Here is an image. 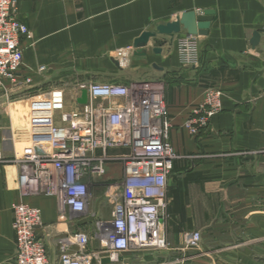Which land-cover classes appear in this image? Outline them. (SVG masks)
<instances>
[{"label": "crops", "instance_id": "crops-1", "mask_svg": "<svg viewBox=\"0 0 264 264\" xmlns=\"http://www.w3.org/2000/svg\"><path fill=\"white\" fill-rule=\"evenodd\" d=\"M15 1L19 19L33 33L21 41L20 75L37 78L39 92L48 84L44 72L52 78L69 76L73 70L109 77L107 84L155 81L164 85L169 140L178 154L168 180L167 238L180 246L185 231L202 234L200 248L186 254L184 264H264V0ZM192 10L215 11L208 35L196 36L199 66H183L179 61L178 41L188 36L185 32L163 46L161 54L152 51L156 44L151 41L147 56L135 55L134 41L143 32ZM256 31L261 39L253 49ZM41 66L44 72H39ZM126 67L138 75L127 82L114 81ZM212 89L221 92V111L192 136L184 124ZM2 93L0 141L8 158L18 150L11 110L21 101H7L9 97ZM106 168L101 181L123 178L122 163H109ZM19 179L17 164H0V264H16L13 207L20 202L41 209L43 226L37 234L55 264L59 239L77 221L70 220L72 214L65 223L60 220L54 197L23 195ZM98 203L93 211L103 213V201ZM92 247H98L96 242ZM181 256L171 253L159 261ZM150 261L151 256L127 255L118 264ZM103 264L110 263L104 259Z\"/></svg>", "mask_w": 264, "mask_h": 264}, {"label": "built area", "instance_id": "built-area-1", "mask_svg": "<svg viewBox=\"0 0 264 264\" xmlns=\"http://www.w3.org/2000/svg\"><path fill=\"white\" fill-rule=\"evenodd\" d=\"M30 34L18 17L17 2L0 0V91L19 86L21 41ZM178 56L183 66H199L198 38L179 39ZM45 69L40 67L41 72ZM83 89L88 91L85 105L78 103ZM67 98L63 88L31 98L29 140L13 156H5L0 141V164L12 160L19 166L22 194L54 197L60 220L65 223L72 214L70 220L77 221L59 239L55 264H103L104 259L118 264L127 255L151 256L148 264H184L186 254L200 248L202 234L185 231L180 246L167 238L168 180L178 154L169 140L164 85L90 83L76 90L70 106ZM221 106V92L210 90L184 127L197 136ZM111 150L127 153L111 154ZM109 163L123 164L120 182L101 181ZM97 185L105 187L102 199L109 207L108 216L90 209L91 189ZM12 226L16 264H51L47 245L37 234L43 226L40 208L15 204ZM94 242L97 248L92 247ZM171 253L182 256L159 261Z\"/></svg>", "mask_w": 264, "mask_h": 264}, {"label": "rangeland", "instance_id": "rangeland-1", "mask_svg": "<svg viewBox=\"0 0 264 264\" xmlns=\"http://www.w3.org/2000/svg\"><path fill=\"white\" fill-rule=\"evenodd\" d=\"M33 33L31 32L30 36L28 38H32ZM116 59H121V56L116 55ZM127 68V67H126ZM123 71H119L114 79V81H123L127 82L130 79L135 78L138 74L135 71H132L130 69L131 67H128L127 69ZM39 72L40 68H39ZM44 72V71H42ZM45 73L42 75L44 77V80H47V86L42 90V92H39L38 88H35V84L38 81L37 78L34 77H25L22 78L20 75L19 80V86L15 88L10 89V85L8 88L10 89L7 93L3 92L2 94L9 97L6 98L7 101L11 102H18L14 105H12V114H13V120H14V128L16 129V139L18 145L19 151L24 144L27 141V138H29V122H30V101L31 98L37 95L45 94L48 92V90L53 88H63L67 91L68 96V103L69 101H72L73 95L75 94L76 90L82 86H86L90 83H104L110 78L104 77V76H97L90 73H78V71L73 70V73L69 76H56V77H47L45 76ZM48 78V79H47ZM112 79V78H111ZM29 80V81H28ZM106 80V81H105ZM70 104V103H69ZM70 106V105H68ZM27 114V116H26ZM12 161V160H11ZM13 163V162H12ZM105 180V177L103 178ZM123 178L118 180H109V181H121ZM106 181V182H109ZM92 193V203H91V210L95 209L97 205L99 204L101 200L103 201L102 197L105 193V187L103 185H97L91 189ZM104 205V207H103ZM102 209L104 215L106 214L107 210L109 209L107 203L103 201Z\"/></svg>", "mask_w": 264, "mask_h": 264}, {"label": "water", "instance_id": "water-1", "mask_svg": "<svg viewBox=\"0 0 264 264\" xmlns=\"http://www.w3.org/2000/svg\"><path fill=\"white\" fill-rule=\"evenodd\" d=\"M214 16L215 11L213 10H205L202 14L192 10L182 13L174 21L158 25L155 30L145 31L134 41L135 55L147 56L151 41L156 44L152 51L161 54L163 46L171 44L176 35L182 32H185L188 36H206L209 33ZM260 39V33L254 32L251 39L253 49L257 48ZM153 67L159 68L156 64ZM87 102L88 91L83 89L80 98H78V103L85 105Z\"/></svg>", "mask_w": 264, "mask_h": 264}]
</instances>
